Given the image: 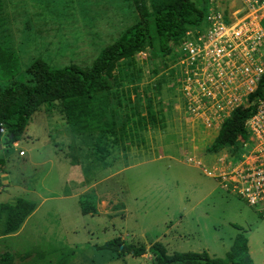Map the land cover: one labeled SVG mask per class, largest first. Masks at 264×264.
Segmentation results:
<instances>
[{
    "label": "rangeland",
    "instance_id": "374dc122",
    "mask_svg": "<svg viewBox=\"0 0 264 264\" xmlns=\"http://www.w3.org/2000/svg\"><path fill=\"white\" fill-rule=\"evenodd\" d=\"M241 6L243 0H228L226 8L231 13ZM246 14L261 12L252 7ZM1 17L0 44L18 58L15 73L0 78L6 84L27 81L36 59L55 68L90 67L137 20V11L127 0H3ZM139 51L115 65L117 85L103 99L107 115L101 116L114 125L98 140L74 134L58 103L35 112L10 149L1 135L0 203L24 197L36 207L14 233L4 235L0 224V258L13 256L11 264H153L150 253L118 257L99 248L115 237L126 245L161 242L168 253L224 258L243 232L254 264H264V215L207 175L226 154L225 148L208 151L220 125H205L186 109L188 95L164 79L156 89L163 58L148 47ZM69 163L79 166L70 173Z\"/></svg>",
    "mask_w": 264,
    "mask_h": 264
},
{
    "label": "trees",
    "instance_id": "16d2710c",
    "mask_svg": "<svg viewBox=\"0 0 264 264\" xmlns=\"http://www.w3.org/2000/svg\"><path fill=\"white\" fill-rule=\"evenodd\" d=\"M127 1L136 9L137 20L116 41L104 47L90 67L71 64L55 68L44 60L36 59L26 69L27 81L0 83V129L5 130L4 145L7 150L20 139L35 112L43 105L51 107L56 103L61 104L74 134H90L98 140L114 125L104 124L101 116L107 115L103 110V99L117 85V77L112 73L116 63L126 58L134 60L139 50L148 47L153 56L163 58L160 64L167 67L164 58L171 53V42H179L188 28L202 26L207 11V0L200 3L193 0ZM2 14L3 0H0V21ZM17 69V56L10 48L0 44V78L12 76ZM160 77L162 79L155 84L156 89H161L164 76ZM258 98H264V75L257 89L248 97L251 104L234 109L231 116L222 122L208 148L209 152L230 147L239 135H246L244 123L255 111L256 103L253 101ZM94 159L99 158L95 156ZM4 164L5 159L0 157V167ZM35 207L34 202L24 197H18L14 203H0L3 234L16 232ZM82 210L87 213V207L83 206ZM99 248L107 249L118 257L125 254L138 257L150 253L153 264H254L243 232L234 237L224 258L210 256L206 251L168 253L161 242H154L148 248L143 244L126 245L120 237L107 241ZM7 256V259L0 258V264L12 263L13 256ZM59 264H66V261Z\"/></svg>",
    "mask_w": 264,
    "mask_h": 264
},
{
    "label": "built area",
    "instance_id": "2783aa9c",
    "mask_svg": "<svg viewBox=\"0 0 264 264\" xmlns=\"http://www.w3.org/2000/svg\"><path fill=\"white\" fill-rule=\"evenodd\" d=\"M243 1L245 6L230 13L228 0H207L204 24L171 42L164 58L168 66L160 64L165 84L188 95L186 109L198 112L209 127L221 126L234 109L246 106L264 75V0ZM252 7L261 14L248 17ZM254 102L255 111L244 123L246 135L225 148L222 166L207 175L264 215V98Z\"/></svg>",
    "mask_w": 264,
    "mask_h": 264
},
{
    "label": "crops",
    "instance_id": "0c3cea01",
    "mask_svg": "<svg viewBox=\"0 0 264 264\" xmlns=\"http://www.w3.org/2000/svg\"><path fill=\"white\" fill-rule=\"evenodd\" d=\"M18 142V141H17ZM17 142L15 143L16 145H17ZM13 146H14V144H13ZM20 151H23V150H20ZM20 155V154H19ZM23 155H25L24 154V152H23V154L21 155V156H23ZM0 157H2V155H0ZM5 159V158H4ZM92 161H94V159L92 158ZM70 164V167H69V170H70V173H71V169L73 170V168L74 167H78L79 165H76V164H71V163H69ZM4 184V183H3ZM69 192H67L64 196H69V194H68ZM72 194H74L73 192L71 193L70 192V196H73Z\"/></svg>",
    "mask_w": 264,
    "mask_h": 264
},
{
    "label": "water",
    "instance_id": "95a60500",
    "mask_svg": "<svg viewBox=\"0 0 264 264\" xmlns=\"http://www.w3.org/2000/svg\"><path fill=\"white\" fill-rule=\"evenodd\" d=\"M0 134H1V129H0ZM121 248H122V245H120L119 249L121 250Z\"/></svg>",
    "mask_w": 264,
    "mask_h": 264
},
{
    "label": "clouds",
    "instance_id": "9594fccd",
    "mask_svg": "<svg viewBox=\"0 0 264 264\" xmlns=\"http://www.w3.org/2000/svg\"><path fill=\"white\" fill-rule=\"evenodd\" d=\"M2 129V128H1ZM2 134L5 133V130L3 129V132H1ZM15 144V143H14Z\"/></svg>",
    "mask_w": 264,
    "mask_h": 264
},
{
    "label": "flooded vegetation",
    "instance_id": "af4514ba",
    "mask_svg": "<svg viewBox=\"0 0 264 264\" xmlns=\"http://www.w3.org/2000/svg\"><path fill=\"white\" fill-rule=\"evenodd\" d=\"M164 79V83L166 82V78H163Z\"/></svg>",
    "mask_w": 264,
    "mask_h": 264
}]
</instances>
